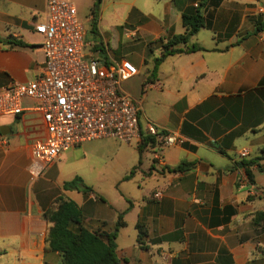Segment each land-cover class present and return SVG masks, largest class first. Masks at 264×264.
<instances>
[{
    "label": "crops",
    "instance_id": "0c3cea01",
    "mask_svg": "<svg viewBox=\"0 0 264 264\" xmlns=\"http://www.w3.org/2000/svg\"><path fill=\"white\" fill-rule=\"evenodd\" d=\"M67 1L81 18L96 0ZM202 1L100 0L98 36L86 29L89 43L137 67L122 88L141 109L140 141L85 143L33 180L32 143L46 135L41 115L0 116V264H62L48 250L43 217L60 197L78 204L92 232L111 233L122 217L120 264H264V0H204L200 7ZM198 9L205 26L176 47L184 53L155 65L160 41L184 34L183 16ZM45 14L46 0H0V88L41 75L43 37L35 23ZM151 124L159 137L147 135ZM169 133L184 144L164 147ZM87 158L96 161L87 182L78 170L67 173L72 159ZM242 162L254 163L252 180ZM182 164L192 166L178 171ZM78 175L88 194L64 190ZM138 225L146 231L142 244Z\"/></svg>",
    "mask_w": 264,
    "mask_h": 264
},
{
    "label": "built area",
    "instance_id": "2783aa9c",
    "mask_svg": "<svg viewBox=\"0 0 264 264\" xmlns=\"http://www.w3.org/2000/svg\"><path fill=\"white\" fill-rule=\"evenodd\" d=\"M260 11L264 13V7ZM35 32L43 37L41 75L28 83L12 82L0 88V116L35 112L42 117L46 135L32 143V179H40L63 153L85 143L114 139L131 145L140 141L141 109L122 88V80L137 75V67L126 60L118 63L106 47L89 43L84 21L69 1L46 0L45 18L35 23ZM259 39L264 45V30ZM26 102L33 105L26 106ZM146 132L160 136L152 124ZM162 139L164 147L185 142L177 133ZM5 143L0 136V144ZM248 154L244 150L241 157Z\"/></svg>",
    "mask_w": 264,
    "mask_h": 264
},
{
    "label": "trees",
    "instance_id": "16d2710c",
    "mask_svg": "<svg viewBox=\"0 0 264 264\" xmlns=\"http://www.w3.org/2000/svg\"><path fill=\"white\" fill-rule=\"evenodd\" d=\"M203 1L200 3V7L204 6L205 2ZM99 2L100 0H96L91 9V33L94 37L98 36L96 10L99 8ZM183 23L186 28L184 34L174 36L166 43L163 40L160 41L163 54L154 61L155 65H158L169 55L184 53V51L176 49V47L180 44L189 43L190 39L205 26L204 17L199 9L194 15H184ZM8 43H13L19 47L25 46L23 42L8 41ZM98 44L97 48L103 46L101 42H98ZM199 49L198 47H192L190 50ZM144 142L146 143V141ZM222 153L225 154L224 152ZM253 164V162L240 163V166L246 170L250 180L253 179L250 171V167ZM191 166V164H182L177 170L183 171ZM64 190H79L88 194L92 189L84 184L82 178L75 177L64 184ZM43 217L50 225L47 236L48 250L59 253L62 258V264H120V260L117 257L116 239L120 228L125 225L122 217L119 218L111 233L92 232L84 226L82 209L76 202L64 197L58 198L52 206L47 208L43 213ZM138 229V243L142 244L141 239L146 235V231L141 225H138Z\"/></svg>",
    "mask_w": 264,
    "mask_h": 264
},
{
    "label": "rangeland",
    "instance_id": "374dc122",
    "mask_svg": "<svg viewBox=\"0 0 264 264\" xmlns=\"http://www.w3.org/2000/svg\"><path fill=\"white\" fill-rule=\"evenodd\" d=\"M67 1V0H66ZM71 2V1H69ZM72 3V2H71ZM100 6V4H99ZM92 15L91 11H89V9H84L83 10V13L81 14V18L83 21H85L84 25H85V28L88 29L90 31V24L88 23V17H90ZM88 36L91 38V34L89 33ZM78 153V152H77ZM79 154H77L78 156ZM79 159L80 158V155L78 156ZM73 161H70L67 166V173H71V172H74L76 170H78L80 172V174H84V179L85 181L87 182V180H89V177L86 175V171L88 168L92 167L96 161L93 159V158H87V161L82 163V162H79L77 163L76 162V159H72ZM102 163V162H101ZM103 167H105V172H110L111 168L113 167L112 165H109V162L107 160L104 161V165ZM79 177H81L83 179L82 176L78 175ZM90 178H92L90 176Z\"/></svg>",
    "mask_w": 264,
    "mask_h": 264
}]
</instances>
